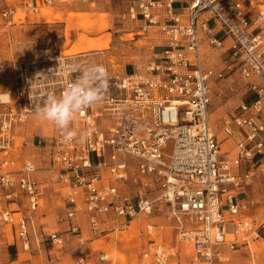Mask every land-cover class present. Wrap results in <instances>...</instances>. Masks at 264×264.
<instances>
[{
  "label": "built area",
  "instance_id": "built-area-1",
  "mask_svg": "<svg viewBox=\"0 0 264 264\" xmlns=\"http://www.w3.org/2000/svg\"><path fill=\"white\" fill-rule=\"evenodd\" d=\"M125 2L120 17L137 24V36L157 34L161 49L152 47L148 60L133 73L108 72L103 99L71 125L86 133L84 138L78 135L66 143L54 127L42 169L64 188L67 219L87 213L91 237L105 232L101 216L113 213L124 218V225L164 203L177 221V241L191 248L189 264L226 263L238 248L254 241L264 244V218L247 213L254 201H241L235 192L254 174L264 173V160L245 174L232 172L233 166L253 164L255 154L264 155V33L256 31L264 26V1ZM15 12L8 8L2 16L11 22ZM218 31L230 39L221 68L205 63V47L224 45ZM74 56L53 49L14 64L11 100L0 103V226H9L25 251L30 248L28 214L40 207L42 186L34 177L39 170L35 161L15 156V127L36 115L48 94L63 91L71 78L64 70L74 65ZM232 72L246 82L253 97L219 123L226 138L236 129L246 130L235 155L228 158L222 155L209 115L213 83ZM248 110L250 115L245 114ZM152 227H146V236L152 235ZM70 232L79 246L90 240L77 223ZM48 239L62 243L57 232ZM177 254L174 247L151 239L129 264H168ZM76 263L82 264L83 258Z\"/></svg>",
  "mask_w": 264,
  "mask_h": 264
},
{
  "label": "rangeland",
  "instance_id": "rangeland-1",
  "mask_svg": "<svg viewBox=\"0 0 264 264\" xmlns=\"http://www.w3.org/2000/svg\"><path fill=\"white\" fill-rule=\"evenodd\" d=\"M239 1L245 3L244 0ZM255 1L264 0H253ZM28 4L36 7L37 10L33 11ZM125 6V0H0V91L12 90L11 67L14 64L30 60L53 49L62 54L75 55L72 60L77 66L101 64L108 72L123 74L135 72L148 60L153 42L137 36L138 27L135 22L120 17ZM8 8L16 10L11 22L9 18L2 16V12ZM69 17L73 19L70 20ZM86 21L89 22L88 26L82 25V22ZM102 22L106 23V27L100 29ZM89 40L98 43L107 42L108 45L100 49L70 52L72 46L79 41ZM236 104L230 101L228 107L233 110ZM38 119L40 120L39 117ZM39 124L44 125V128L52 126L41 120ZM216 125L217 123L213 127ZM259 158L260 155H257L256 159ZM40 160L43 165L46 163V158L42 154ZM40 173L44 176L41 178L43 184L46 181V174ZM258 179L261 182L254 187V191L263 194L264 178ZM50 195L53 201L51 207L59 211L60 193L51 189ZM159 204L147 218L144 215L136 216L129 224L118 226L106 237L108 238L106 242L102 239L97 241L102 240L101 246L106 249L108 257L118 256L123 261L128 257H138L145 241L146 221L156 225L152 227V234L157 240L166 244L176 243V220L169 208L161 207ZM42 206L45 210L51 209L47 193ZM261 216L264 218V214ZM261 246L264 248V244ZM178 249L184 256L181 264H187L190 247L178 242ZM32 252L39 254L38 250ZM72 252L67 245L65 251L59 253L61 258L53 264H74L75 257L72 256Z\"/></svg>",
  "mask_w": 264,
  "mask_h": 264
},
{
  "label": "crops",
  "instance_id": "crops-1",
  "mask_svg": "<svg viewBox=\"0 0 264 264\" xmlns=\"http://www.w3.org/2000/svg\"><path fill=\"white\" fill-rule=\"evenodd\" d=\"M224 3H230L234 1L239 0H222ZM248 0H244L245 3H247ZM242 2V1H241ZM211 24H213V21L208 18ZM219 28L216 26V30ZM259 29V30H258ZM262 31L264 33V26H260V28H257L256 31ZM218 36H220L223 40V47L211 49L208 47H205L206 55H205V63L207 65L214 66L216 68H221V56L224 52V50L227 48V46L230 43V39L227 35L223 34V32L218 31ZM150 38V39H149ZM153 38V40H151ZM159 36L157 34H150L145 39H148L149 42H153L152 47L156 46L157 50L161 49V41L158 39ZM232 88V89H230ZM252 95L250 94L246 82L239 79V76L236 72H232L228 74L224 79L218 80L213 83L212 85V94H211V103H210V122L212 123V126L217 123V125L214 128L216 132L217 139L219 141L222 155L226 156L228 158H231L235 155L236 152V144L238 140L244 137L246 130L245 129H236L235 134L230 137L226 138L225 135L220 131L219 123L221 119L228 115L235 112L236 108L243 102H249L252 99ZM232 98V99H231ZM232 101V103H237L236 107L232 110L231 107H228V103ZM262 101L264 104V96L262 97ZM246 115H250L251 112L248 110L245 112ZM37 115H31L28 117L26 121L23 123L18 124L15 127V133L17 137V147L15 156L18 160H22L23 158H31L35 161L36 165L39 167V170L35 172L34 177L42 181L41 178L44 176L41 175L40 172H45L46 174V181L41 183L42 186V195H41V205L40 207L31 212L28 219V232H29V238H30V248L29 250L25 251L20 248L15 242V238L13 235L12 229L7 226H0V263L7 264L10 262H17V261H23L28 260L34 264H53V262H56L58 259H60V252L65 251V247L68 245L69 249H71L72 256L75 257L74 264H77L76 262L83 258L82 264H129L131 261L138 259L140 256V252L143 249L144 244L151 239L157 240L154 234L151 236L145 235L144 230V236L145 241L143 243V246L141 248V251L139 252V256L136 258L128 257L126 261L121 260L120 257L116 256L114 258L108 257L107 251L102 244L103 242L107 241L108 238H106L109 234L113 233L118 226H123L120 223L124 222L123 217H114L113 213H109V215L101 216V226L104 229V233L99 237H91V234L89 232L88 228V222H87V213L81 212L75 219L69 220L66 218V204L64 200V188L62 185L55 181L49 180V172L47 170L42 169L43 167L47 166L48 162V155L49 151L48 149V142L51 140L53 133H54V125L44 128L42 124H39L40 120L38 119ZM213 117V119H212ZM38 141H41L40 144H38ZM223 145V146H222ZM249 147L252 146V144L248 145ZM41 154L43 157L46 158V163L43 165L42 161L40 160ZM257 155H260L261 158L256 159ZM264 160V155L262 154H255L253 158V164H246L241 163L238 166L232 167V172L235 174H245L249 171V169L256 168L262 161ZM264 178V173H256L252 176L251 180H249L248 183L243 184L242 186L235 189L237 198L241 201L246 200H253L254 205L247 213H255L257 215H260V217H263L261 215L264 214V192L263 194L256 193L254 191V187L258 184V182H261V177ZM258 179V180H256ZM51 189H54L60 193L61 198V206L58 209L52 208V196L50 195ZM46 193L48 194V197L50 198V210H45V207L42 206V201L45 198ZM262 202V204L260 203ZM159 204V203H158ZM155 205V208H157V205ZM161 207L165 206L169 208L170 206L161 203L159 204ZM160 207V208H161ZM43 210L45 212H43ZM171 213V211H170ZM172 214V213H171ZM146 218L148 216H145ZM132 220L127 222L126 224H129ZM77 223L80 226L81 233L87 237L90 238V240L86 241L82 246L78 245V240L75 237V235L70 232L71 224ZM124 224V225H126ZM149 224L153 225V228L156 227L155 224L152 222L146 221L147 227ZM176 229H177V221H176ZM51 232H57L60 234L62 238L61 244H55L51 242L48 239V235ZM177 236V232H176ZM102 239L100 242H97L98 240ZM159 241V240H157ZM163 242V241H160ZM164 243V242H163ZM166 244V243H165ZM188 245L186 243H181ZM170 247H174L175 250L178 251L177 255H173L170 257L168 264H181L183 255L181 254L180 250L178 249V241L176 238L175 244H166ZM262 243L259 241H254L250 243L249 245H244L240 248H238L235 252H233L230 256V260L226 263H220V264H264V248L261 246ZM189 246V245H188ZM190 247V246H189ZM191 249V248H190ZM39 251V254L33 253L32 251ZM105 254L106 258L101 259L100 256ZM123 255L127 256L125 253H122ZM191 257H188L187 264H189V260ZM39 258V259H38Z\"/></svg>",
  "mask_w": 264,
  "mask_h": 264
},
{
  "label": "clouds",
  "instance_id": "clouds-1",
  "mask_svg": "<svg viewBox=\"0 0 264 264\" xmlns=\"http://www.w3.org/2000/svg\"><path fill=\"white\" fill-rule=\"evenodd\" d=\"M68 77L63 91L56 95L50 93L35 109V114L41 121L54 125L63 133L64 142H72L78 135L81 139L86 133H79L71 127L75 118L86 109L99 103L108 86V71L101 64L87 66L67 65L65 70ZM60 72L59 70L56 71ZM73 74L75 78H73ZM11 100L9 92L0 91V103Z\"/></svg>",
  "mask_w": 264,
  "mask_h": 264
},
{
  "label": "bare ground",
  "instance_id": "bare-ground-1",
  "mask_svg": "<svg viewBox=\"0 0 264 264\" xmlns=\"http://www.w3.org/2000/svg\"><path fill=\"white\" fill-rule=\"evenodd\" d=\"M45 10V9H44ZM43 11V10H42ZM49 12V11H48ZM47 14V13H46ZM49 14V13H48ZM73 16V15H72ZM69 19H73V17H69ZM89 22L86 21V22H82V25L84 26H88ZM106 27V23L105 22H102L100 24V29H103ZM108 43L105 42V43H98L96 41H92V40H89V41H79L78 43H76L74 46H72L70 52H79V51H83V50H91V49H94V48H97V49H100V48H103V47H107Z\"/></svg>",
  "mask_w": 264,
  "mask_h": 264
}]
</instances>
